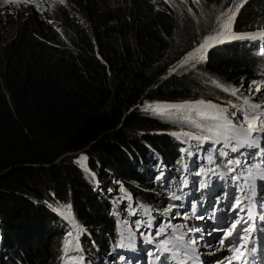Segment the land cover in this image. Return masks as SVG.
Here are the masks:
<instances>
[{
    "label": "trees",
    "instance_id": "1",
    "mask_svg": "<svg viewBox=\"0 0 264 264\" xmlns=\"http://www.w3.org/2000/svg\"><path fill=\"white\" fill-rule=\"evenodd\" d=\"M105 3L69 0L70 9L62 5L55 15L64 39L27 24L4 54L0 50V246L6 251L0 264H61L71 223L80 229L89 264H113L102 255L122 251L116 244L123 228L130 233L135 215L113 206L91 174L158 213L178 204L169 198L173 192L196 189L203 178L197 171L227 174L210 142L203 145L207 168H194L198 142H189V156L179 136L201 130L151 116L141 110L145 101L209 99L230 115L233 103L219 98L229 95L225 87L264 84L260 40L224 38L195 67L168 71L214 35L229 6L236 13L235 34L264 30V0H202L208 14L200 27L168 0ZM158 161L163 180L154 179ZM181 178L188 181L183 189L177 187ZM66 209L69 219L61 215ZM158 213L151 212L153 222L166 227L169 221Z\"/></svg>",
    "mask_w": 264,
    "mask_h": 264
},
{
    "label": "snow or ice",
    "instance_id": "2",
    "mask_svg": "<svg viewBox=\"0 0 264 264\" xmlns=\"http://www.w3.org/2000/svg\"><path fill=\"white\" fill-rule=\"evenodd\" d=\"M7 2V0H6ZM198 2V0H196ZM239 9L237 8L236 11ZM191 11V9H189ZM235 12L229 6L217 19V29L214 35L205 36L203 41L194 50L186 53L179 62L180 67L190 65L195 67L196 63L203 61L206 49L215 46L216 43L225 42L224 38L230 35L234 40H260L264 41V30L253 31L244 34H235L231 28L235 19ZM264 56V48H258ZM219 87V85H217ZM225 92L230 90L225 87ZM260 92V86L254 82L249 85L248 95ZM236 96V92H231ZM240 106L235 103L231 107L235 110L229 115L228 108L222 107L212 101L203 99L185 102H155L145 101L141 110L148 112L151 116L175 124H190L200 129L203 134L191 135L188 132L180 133L185 137V143L192 140L197 141V147L203 148L205 142H210L213 152H219L226 167V175H218L217 179L229 182L236 189L231 196L225 190L221 195L212 197L211 179L207 174L197 171L196 175L204 177L197 182V191H209L208 196L202 195L198 201H191L188 211L176 212L175 216L181 220H211L215 226L211 230H205L197 225L191 227L187 225L166 227L156 226L155 236L152 234L153 218L151 209H143L145 219H137L132 223L137 231L141 228L147 229L140 232L146 238V242L153 245L150 256L157 264H197L199 261V246L204 240L205 233L211 236L214 232L221 234L214 244H203L204 248L211 249L210 254L216 252H227V256H221L215 264H264V200H257V190L251 181L253 179L264 181V105L256 102L250 103L248 97H239ZM239 114V118L237 115ZM175 135V133H174ZM219 145V149H216ZM243 149V151H241ZM191 156L193 153L188 149L182 150ZM229 152L239 153V155L229 157ZM81 157L80 160H86ZM210 162L212 158H209ZM243 160V166L241 161ZM158 171L156 180L164 179V172L159 161L156 164ZM215 171V169H213ZM188 186V181L181 178L179 185L181 189ZM172 201H180L182 197L175 192L169 197ZM130 199V197H125ZM209 204V207H204ZM199 205V208H198ZM223 205V207H221ZM181 204H170L161 215H170L173 209L183 207ZM258 212L253 209L257 208ZM202 209L200 215L197 211ZM239 209L240 211H236ZM131 214L136 215L138 208H131ZM69 210L61 212L65 219H69ZM218 212L224 217V223H219ZM236 212L233 216L232 213ZM260 227L257 229L256 224ZM125 227H128L125 224ZM75 225L73 230L66 233L62 247L61 264H85L83 249L79 246V238L73 237V232H79ZM200 235L197 236L196 233ZM120 240L116 247L125 248L131 246L130 235L120 234ZM163 237V239H160ZM129 243L126 244L125 241ZM75 241V242H74ZM123 259V258H121Z\"/></svg>",
    "mask_w": 264,
    "mask_h": 264
},
{
    "label": "rangeland",
    "instance_id": "3",
    "mask_svg": "<svg viewBox=\"0 0 264 264\" xmlns=\"http://www.w3.org/2000/svg\"><path fill=\"white\" fill-rule=\"evenodd\" d=\"M106 0H100L101 5H105L107 3H105ZM129 0H119L120 4H127ZM170 2L171 5H174L176 10L178 11V13H180L181 15H184L185 20H189V22H194V24H196L198 27H200L199 24V19L200 18H204L206 17V15L208 14L203 3L202 0H198V2H196V0H191L189 3L183 1V0H168ZM58 3V0H53L52 3H48V4H42L41 6L35 8V9H31L29 7H24V8H20V6L18 8H13V12L9 13L7 15H0V28L2 27L1 24L3 22H8V18L13 16L12 18L9 19V22L7 23V31L3 34V37L1 36L2 40L0 42V47L3 51L4 46L9 44L14 37L20 33L21 31H23L27 24H30L31 27H35V30L37 32H46L50 35L51 38H59V39H64L62 36V28H60L59 23L57 22V20L53 19V15H54V6ZM3 6L6 7V11H8V6L4 5ZM189 9H191V11H189ZM115 11L117 13H119L121 11L120 7H116ZM83 13L85 14L84 17H86V13L85 11H83ZM110 15V13H105L104 15ZM198 17V18H197ZM180 18L182 19L183 17L180 16ZM45 20V21H43ZM227 39L230 38V35L228 37H225ZM264 44V41H262ZM215 44L216 47L217 45H219L220 43H216V42H212ZM211 48V47H210ZM264 48V46H263ZM209 49V48H207ZM206 49V50H207ZM205 50V51H206ZM176 69V67L174 68V70ZM172 70H169V72ZM228 89L230 90V92H227L229 95H220L219 98L223 97L224 101L229 102L231 100V103H235L238 107L240 106V101L237 100V96L239 97H248L249 102L250 103H256L260 100H262L264 102V85L262 84L260 86V92L259 93H254V95L249 96L248 95V86L245 84H241V82H239L236 85L233 86H229ZM231 92H236V96L231 95ZM205 101H210L209 99H206ZM230 104V103H229ZM264 104V103H263ZM262 104V105H263ZM142 107V106H140ZM237 118H239V115H237ZM180 138V142H183V145L185 146L186 149H188L189 151L191 150L190 146H189V142L185 143V137L183 136H179ZM184 140V141H183ZM193 141V140H192ZM191 141V142H192ZM264 145V143H262ZM200 150V158L199 160L194 159L192 162V166L194 168H205L208 165V161L205 159V154L207 153L206 147L203 146V148H199ZM243 151V149H242ZM59 162V160H58ZM86 163H87V159H86ZM87 166V165H85ZM89 172V171H88ZM89 174H91L89 172ZM208 177L211 179L212 182V189L210 191V194H213V192H215L216 190V182L217 179L214 177V175L212 173L207 174ZM91 178L92 180L95 182L96 186L100 189V191L105 195V197L107 198H112L113 199V206H122L124 209L127 210V212L130 214L131 213V208H138L137 214L135 215V220L137 219H145L143 216V213L140 211H143V209H146V206L144 205V203H141V201L139 202L136 198L137 197H133L132 194H130V192L128 191H123L122 193H120V190L118 189H113L110 191V184H107L106 182H102L101 178H99V176L95 175V174H91ZM204 179V177L202 178ZM201 179V180H202ZM97 181V182H96ZM218 190H220L218 188ZM228 191V190H227ZM236 190H234V192L232 194H230L231 196L233 194H235ZM215 194V193H214ZM220 193L217 192L216 195H219ZM204 195V196H208L209 195V191L204 192V193H191L189 196V200L188 201H198L199 198ZM125 197H130V199H125ZM257 200H264V186L257 191ZM184 206L186 207L185 203H182ZM258 209V206H257ZM259 210V209H258ZM157 210H154L153 212L156 213ZM236 211H240L239 209H237ZM158 212V211H157ZM236 214V212H234L232 215L234 216ZM63 219H65L63 217ZM171 225L176 226L175 222H181V219L178 221V219L172 218L171 220H169ZM73 226L74 224L71 223L70 226V231L73 230ZM76 226V225H75ZM152 229H156L155 226H153ZM147 229L141 228L139 231L136 230V228L132 227V233L134 234V240L131 239V246L128 247L131 250H133L136 254H139L141 256H146L147 252L146 249L141 245V242L139 241L138 237L140 235V232H146ZM124 234L128 235L126 230L124 229ZM76 236H78V238L80 239V232H73V237L75 238ZM2 237V231H0V240ZM160 239H162V237H160ZM1 242V241H0ZM75 242V241H74ZM126 244H128L129 242L126 240L125 241ZM80 246V244H79ZM81 247V246H80ZM6 255V251L4 250V248L2 246H0V256H5ZM104 258H106L105 254L102 255ZM218 258H214L212 260V263H215L217 261Z\"/></svg>",
    "mask_w": 264,
    "mask_h": 264
},
{
    "label": "clouds",
    "instance_id": "4",
    "mask_svg": "<svg viewBox=\"0 0 264 264\" xmlns=\"http://www.w3.org/2000/svg\"><path fill=\"white\" fill-rule=\"evenodd\" d=\"M52 1H53V0H7V2H6V0H0V15H7V14H9V13H12V12H13V11H12L13 8H18L19 6H20V8L29 7V8H31V9H35V8L41 6L42 4L52 3ZM3 4L8 6V11H6V7L3 6ZM62 5H65L67 8L70 9L69 0H58V3L54 6V15H53V19L56 20L55 15H56V13L60 10V8H61ZM12 17H13V16H11V17L8 18V22H9V19L12 18ZM80 17H81V16H80ZM81 18H82V17H81ZM82 19H83V18H82ZM85 20H86V22L88 21V20H87V16L85 17ZM43 21H45V20H43ZM83 21H84V19H83ZM8 22H3V23L1 24L2 27L0 28V35H1L2 37H3V34L7 31L6 29L8 28V27H7V23H8ZM57 22H58V21H57ZM58 23H59L60 28H62L63 25H62L60 22H58ZM34 28H35V27H34ZM61 30H62V29H61ZM22 32H23V31H21L20 33H22ZM20 33H18V34L14 37V39L17 38L18 35H20ZM1 36H0V42H1V40H2ZM14 39H13V40H14ZM13 40H12V41H13ZM12 41H11V42H12ZM11 42H10L9 44H7V45L4 46L3 51H2V49H1V47H0V50H1V52H2L3 54L5 53V49L8 48V46L11 44ZM173 70H174V69H173ZM77 154H78V153H77Z\"/></svg>",
    "mask_w": 264,
    "mask_h": 264
},
{
    "label": "bare ground",
    "instance_id": "5",
    "mask_svg": "<svg viewBox=\"0 0 264 264\" xmlns=\"http://www.w3.org/2000/svg\"><path fill=\"white\" fill-rule=\"evenodd\" d=\"M263 84V83H262ZM264 85V84H263ZM205 159H207V158H205ZM97 182V181H96ZM165 224H166V222H165ZM145 243V242H144ZM147 245V244H146ZM104 254V253H103ZM105 256L106 257H109V258H112L113 257V254L112 253H110V254H105Z\"/></svg>",
    "mask_w": 264,
    "mask_h": 264
},
{
    "label": "water",
    "instance_id": "6",
    "mask_svg": "<svg viewBox=\"0 0 264 264\" xmlns=\"http://www.w3.org/2000/svg\"><path fill=\"white\" fill-rule=\"evenodd\" d=\"M179 65H180V63L176 64V66H174L173 68H170L169 70H173L175 67L177 68Z\"/></svg>",
    "mask_w": 264,
    "mask_h": 264
}]
</instances>
